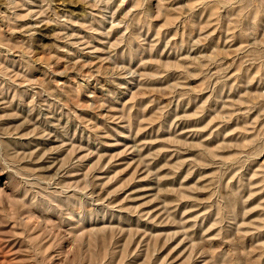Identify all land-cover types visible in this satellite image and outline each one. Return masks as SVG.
<instances>
[{"label": "rangeland", "instance_id": "374dc122", "mask_svg": "<svg viewBox=\"0 0 264 264\" xmlns=\"http://www.w3.org/2000/svg\"><path fill=\"white\" fill-rule=\"evenodd\" d=\"M0 264H264V0H0Z\"/></svg>", "mask_w": 264, "mask_h": 264}]
</instances>
